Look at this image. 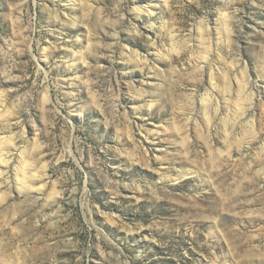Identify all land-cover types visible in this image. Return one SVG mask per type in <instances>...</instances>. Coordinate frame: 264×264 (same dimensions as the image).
Masks as SVG:
<instances>
[{
  "label": "rangeland",
  "instance_id": "374dc122",
  "mask_svg": "<svg viewBox=\"0 0 264 264\" xmlns=\"http://www.w3.org/2000/svg\"><path fill=\"white\" fill-rule=\"evenodd\" d=\"M0 264H264V0H0Z\"/></svg>",
  "mask_w": 264,
  "mask_h": 264
}]
</instances>
